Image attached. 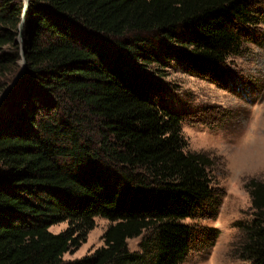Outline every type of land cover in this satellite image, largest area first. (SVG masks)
Returning a JSON list of instances; mask_svg holds the SVG:
<instances>
[{"label": "trees", "instance_id": "obj_1", "mask_svg": "<svg viewBox=\"0 0 264 264\" xmlns=\"http://www.w3.org/2000/svg\"><path fill=\"white\" fill-rule=\"evenodd\" d=\"M258 0H0V264H180L219 231L212 162L187 151L185 112L163 81L177 69L226 79L264 25ZM228 79V78H227ZM233 253L264 264V180L251 179ZM103 247L73 262L94 227ZM67 223L53 234L51 226ZM144 236L140 252L127 241Z\"/></svg>", "mask_w": 264, "mask_h": 264}, {"label": "rangeland", "instance_id": "obj_2", "mask_svg": "<svg viewBox=\"0 0 264 264\" xmlns=\"http://www.w3.org/2000/svg\"><path fill=\"white\" fill-rule=\"evenodd\" d=\"M258 1L264 7V0ZM253 32L254 41L244 44L242 54L227 60L228 79L212 82L177 69L165 70L163 81L175 88L167 102L186 114L181 129L187 151L209 157L213 187L222 196L215 218L184 221L198 228H215L219 233L212 245L207 237H198L180 264H248L237 260L233 249L238 240L234 223L249 214L245 185L251 179L264 180V25ZM109 225L95 218L84 242L64 254L63 262L80 260L103 247L102 237ZM67 227V223H60L49 231L58 234ZM143 237L127 241L130 252H140Z\"/></svg>", "mask_w": 264, "mask_h": 264}, {"label": "water", "instance_id": "obj_3", "mask_svg": "<svg viewBox=\"0 0 264 264\" xmlns=\"http://www.w3.org/2000/svg\"><path fill=\"white\" fill-rule=\"evenodd\" d=\"M24 2H25V13H27L28 12V9H29V0H24ZM20 42L22 44V49H21L22 50V52H21L22 59H21V62H20L21 69H20L19 73L16 75V77L14 78L13 82L11 83V85L0 96V104L6 98V96L8 95V93L17 85V83L23 77V75L25 74V71H26V59H25V52H24L23 40L21 39Z\"/></svg>", "mask_w": 264, "mask_h": 264}]
</instances>
